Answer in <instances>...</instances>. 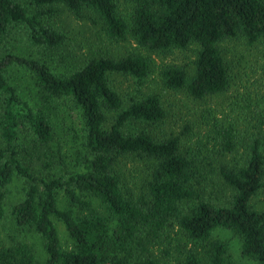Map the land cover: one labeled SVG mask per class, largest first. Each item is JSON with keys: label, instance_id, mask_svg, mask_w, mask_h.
<instances>
[{"label": "trees", "instance_id": "16d2710c", "mask_svg": "<svg viewBox=\"0 0 264 264\" xmlns=\"http://www.w3.org/2000/svg\"><path fill=\"white\" fill-rule=\"evenodd\" d=\"M58 7L137 49L67 70L19 52L66 45ZM174 50L193 66L163 86L199 113L166 132L159 94L113 80L144 86ZM263 191L264 0H0V264H244L233 239L264 264Z\"/></svg>", "mask_w": 264, "mask_h": 264}, {"label": "rangeland", "instance_id": "374dc122", "mask_svg": "<svg viewBox=\"0 0 264 264\" xmlns=\"http://www.w3.org/2000/svg\"><path fill=\"white\" fill-rule=\"evenodd\" d=\"M94 18L95 16H89L88 14L83 18L78 17L72 12L58 7L57 13L50 15L46 19L51 26L60 29L66 34V45L58 52L47 51L45 48L35 49L32 52L26 48H22L19 52L32 54L35 57L38 56L39 58L47 60L54 67L58 66L60 69L63 68L67 70L75 66H79L90 56H94V54L102 51H109L112 54H116L118 52L137 49V45L134 40H128L121 43L112 42L106 36L105 32L101 30L100 24L98 22H94ZM233 44L234 43H232V45ZM228 46L229 44H226V47ZM141 51L143 52V50ZM233 52L235 55L237 48H235ZM194 58L195 54L192 50H174L168 53L152 54V70L150 76L144 83V86L139 87L132 78L120 75L114 76L113 84L125 97H128V95L132 96L133 94L137 96L152 92L159 94L168 110V118L161 129L166 132H180L185 126L191 125V123L194 122L196 112L199 113V106L190 102L182 92H172L165 89L161 74L164 68L174 64L192 67ZM71 115L72 119L76 121V127H79L76 114L72 113ZM158 131L160 132V129H158ZM68 137L69 136L66 135V138ZM126 175L128 178L127 180H132V174L128 172ZM258 199L259 200H257L258 202L256 206L257 208L262 209L264 207V191L259 195ZM6 211L8 215L11 214L9 206H6ZM58 228L63 246L65 248H69L70 243L67 232L60 224H58ZM39 247H41L40 244ZM240 250L241 246L239 241L237 239H233L231 252L232 260L238 263L255 264L243 258L240 254ZM39 251L41 252L40 248Z\"/></svg>", "mask_w": 264, "mask_h": 264}]
</instances>
